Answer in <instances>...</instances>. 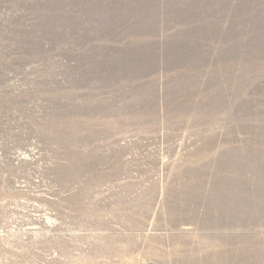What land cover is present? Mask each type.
<instances>
[{"label": "rangeland", "instance_id": "rangeland-1", "mask_svg": "<svg viewBox=\"0 0 264 264\" xmlns=\"http://www.w3.org/2000/svg\"><path fill=\"white\" fill-rule=\"evenodd\" d=\"M0 264H264V0H0Z\"/></svg>", "mask_w": 264, "mask_h": 264}]
</instances>
